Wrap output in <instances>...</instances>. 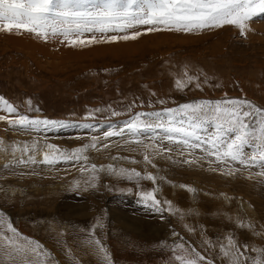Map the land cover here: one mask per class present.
Here are the masks:
<instances>
[{
	"label": "rangeland",
	"instance_id": "1",
	"mask_svg": "<svg viewBox=\"0 0 264 264\" xmlns=\"http://www.w3.org/2000/svg\"><path fill=\"white\" fill-rule=\"evenodd\" d=\"M148 27L96 32L75 46L59 34L0 32V96L31 118L59 122L19 129L0 121V234L11 225L38 241L44 264H180L177 256L197 252L205 264H231L220 248L229 237L264 264V176L256 168L219 164L207 144L169 141L155 115L141 117L152 127L127 128L141 113L167 121L168 109L186 103L239 98L264 108V14L244 34L235 25ZM137 31L135 40L107 42ZM112 130L122 135L107 136ZM214 132L208 123L200 135ZM144 192L163 210L142 202ZM0 264L11 258L0 252Z\"/></svg>",
	"mask_w": 264,
	"mask_h": 264
},
{
	"label": "snow or ice",
	"instance_id": "2",
	"mask_svg": "<svg viewBox=\"0 0 264 264\" xmlns=\"http://www.w3.org/2000/svg\"><path fill=\"white\" fill-rule=\"evenodd\" d=\"M89 3L96 6V11L77 10ZM262 14H264V0H0V32L12 34L26 31L45 40L49 33L59 34L68 40L70 46H75L77 43L94 42L96 32L101 34L125 32L137 25L149 26L146 29L148 32L158 30L192 32L235 25L240 27L244 34L246 22ZM88 32L93 33L91 38L79 39ZM141 34L137 31L131 35H111L107 37V42H117L121 39L135 40ZM72 36L77 38L69 39ZM193 79L189 77V82ZM0 111L7 114L0 115V121L7 120L10 126L19 129L59 123L31 118L27 114L20 113L3 96H0ZM145 115L156 116L154 126L164 128L169 133V141L189 148L194 146L197 149L207 144L209 147L204 151L210 157L214 156L215 162L225 165L235 162L245 168H256L259 174L264 176V172L259 171L264 169V108L254 105L251 101L232 98L186 103L176 109H168L167 121H164L158 113H141L128 122V130L138 131L142 126L152 127V124L141 119ZM208 123H214L215 132L212 136L204 138L200 135V131ZM106 135H122V131L112 130ZM193 139L198 143L193 145L191 143ZM249 146L255 148V152H246L245 149ZM92 147H95V144ZM76 151L80 152L81 149ZM83 158L87 159V157ZM44 159L47 163L54 162L49 160L47 155ZM145 160H148L147 156ZM97 167L92 165L93 169ZM135 174L141 175L139 172ZM224 174L232 175L233 172L230 170ZM148 179L155 181V177L151 175ZM141 195L142 202H150L149 206L163 210L154 192H144ZM9 229L10 233L0 234L3 241L0 244V252L10 257L12 264H44L40 243L25 237L11 225ZM95 245H100L99 239H95ZM180 247L184 246L180 245ZM220 248L224 250L223 254L226 258L230 257L231 264H261L258 258L249 259L246 255L248 246L244 245V251H241L232 237L228 238L227 245L221 244ZM99 250L103 251V248ZM206 259L198 252L196 256L187 260L181 256L176 257L180 264H205Z\"/></svg>",
	"mask_w": 264,
	"mask_h": 264
}]
</instances>
